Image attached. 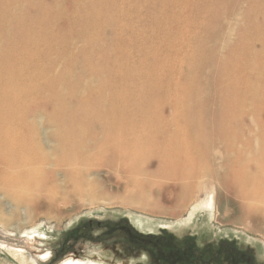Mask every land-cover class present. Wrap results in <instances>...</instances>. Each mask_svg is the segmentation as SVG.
Segmentation results:
<instances>
[{
	"label": "rangeland",
	"instance_id": "374dc122",
	"mask_svg": "<svg viewBox=\"0 0 264 264\" xmlns=\"http://www.w3.org/2000/svg\"><path fill=\"white\" fill-rule=\"evenodd\" d=\"M0 72L18 87L0 98L25 102L51 156L58 132L46 120L60 115L126 120L132 136L152 129L141 120L160 119L207 147L232 135L264 146V0H0ZM85 123L91 138L119 129ZM117 147L89 168L95 201H71L56 218L0 194V264H18L10 247L37 264H264V238L236 223L223 191L219 207L180 220L133 206L114 174L135 163L118 161Z\"/></svg>",
	"mask_w": 264,
	"mask_h": 264
},
{
	"label": "bare ground",
	"instance_id": "6f19581e",
	"mask_svg": "<svg viewBox=\"0 0 264 264\" xmlns=\"http://www.w3.org/2000/svg\"><path fill=\"white\" fill-rule=\"evenodd\" d=\"M6 76L8 78L0 90L18 88ZM6 76L0 72V80H5ZM14 77L12 74V79ZM17 96L15 93L14 98ZM13 100L0 98V194L15 204L44 212L52 219L65 212L71 201L83 197L94 200L99 189L90 180L89 168L104 155L102 148L115 144L121 152L117 153L118 161L135 163L127 171L114 174V178L116 182L123 179L119 192L130 198L136 208L171 218L178 216L180 220V215L186 211L193 216L200 209L211 212L214 210L211 208L219 207V190L231 196L227 202L229 206L235 205V215L232 210L231 213L239 218L236 223L251 228L264 238V146L248 149L247 144L242 146L241 136L232 135L228 145L220 143L207 147L198 135L196 138L191 132L173 130L170 124L160 119L154 122L141 120L152 129L132 136L123 133L127 130L126 120L110 118L109 121L88 124L75 117L60 115L46 120L47 125L58 132L55 136L57 149L51 156L37 145L40 133L21 112L25 102ZM81 123L95 129L102 127L104 131L118 126L119 129L113 131L118 135L106 136L102 132L91 138L79 130ZM100 140L102 145L98 146ZM111 153L109 158L116 152ZM59 172L66 179L64 185L56 179ZM204 193L206 196L201 199L200 194ZM4 250L18 264H37L24 249L10 247ZM44 258L48 260L50 256L45 254ZM63 264L105 263L69 259Z\"/></svg>",
	"mask_w": 264,
	"mask_h": 264
}]
</instances>
